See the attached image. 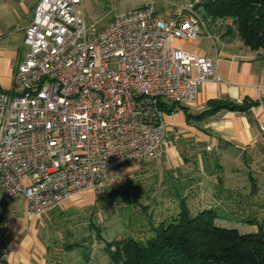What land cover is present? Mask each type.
I'll list each match as a JSON object with an SVG mask.
<instances>
[{"label":"built area","instance_id":"2783aa9c","mask_svg":"<svg viewBox=\"0 0 264 264\" xmlns=\"http://www.w3.org/2000/svg\"><path fill=\"white\" fill-rule=\"evenodd\" d=\"M164 1L159 19L149 0L98 27L83 0H40L24 30L30 51L0 91L5 203L23 198L27 216L42 217L86 191L103 200L124 173L162 155L168 111L184 113L216 69L182 47L205 28L199 1ZM6 232L0 218V263Z\"/></svg>","mask_w":264,"mask_h":264},{"label":"crops","instance_id":"0c3cea01","mask_svg":"<svg viewBox=\"0 0 264 264\" xmlns=\"http://www.w3.org/2000/svg\"><path fill=\"white\" fill-rule=\"evenodd\" d=\"M39 2L0 0L2 91L11 90L16 66L30 51L23 43L24 30ZM222 45L224 48L217 52L196 51L214 60L215 74L200 87L197 99L184 113L175 110L166 115L169 127L161 158L144 162L141 168L146 176L162 165L177 172L193 164L187 170L185 183L188 185L185 184L184 191L199 192L197 196L203 202L200 206L206 209H214L216 203L236 213L235 206L237 210L245 208V197L234 188L223 187V181H217V174L246 175L254 192L260 185L264 186V131L261 129L264 123V52L251 50L243 41L233 47ZM211 101L255 102L258 106L247 111L224 109L202 120L194 119L209 109ZM224 190L226 193L220 194ZM248 197L247 205L251 208L248 213L253 219L244 217L243 213L242 221L253 228L252 232H257L264 227V220L260 222L264 203L254 195ZM3 198L0 184V218L7 224L6 240L10 248L9 260L0 264H45L47 250H42L39 240L29 235L23 220L17 216L15 201L18 199L5 203ZM19 199L25 203L23 198ZM68 201L59 208L68 205Z\"/></svg>","mask_w":264,"mask_h":264},{"label":"rangeland","instance_id":"374dc122","mask_svg":"<svg viewBox=\"0 0 264 264\" xmlns=\"http://www.w3.org/2000/svg\"><path fill=\"white\" fill-rule=\"evenodd\" d=\"M154 1L159 19V14L169 9V4L164 0ZM169 1L180 5L193 0ZM198 1L205 4L210 0ZM148 4L149 0L83 1L87 23L97 24L98 27L107 26L117 15L144 8ZM203 14L202 17L205 16ZM204 23L205 28L197 39L193 43H186L184 50L196 52L210 49L217 52L224 48L223 43L233 47L242 42L232 19L214 21L207 18ZM144 166L132 168L122 175L118 183L110 187L105 199L97 201L92 191H86L70 198L68 205L64 204L42 217H28L24 201L16 200L17 216L23 220L29 235L39 240L42 250H47L45 264H113L107 251L109 243L129 238L147 241L152 235L153 225L179 212L182 199H187L192 215L206 209L200 206L203 202L197 196L199 192L183 189L185 184L188 185V182L185 183L187 170L193 164L177 172L162 165L146 176L141 168ZM248 179L246 175L217 174V181H223V187L234 188L235 192L245 197V208L237 210L235 206L236 213L227 206L214 204L218 214L217 226L235 228L242 234L252 232L253 228L242 221L243 213L244 217H253L248 213L251 209L247 205L250 194L264 203V186L260 185L254 192ZM224 191L220 194L226 193ZM263 220L264 216L260 217V222ZM255 226L258 227V224Z\"/></svg>","mask_w":264,"mask_h":264},{"label":"trees","instance_id":"16d2710c","mask_svg":"<svg viewBox=\"0 0 264 264\" xmlns=\"http://www.w3.org/2000/svg\"><path fill=\"white\" fill-rule=\"evenodd\" d=\"M198 7L204 19H232L244 44L264 52V0L199 1ZM252 106L258 103L211 101L209 109L194 119L202 120L224 109L247 111ZM217 217L215 209L192 215L182 199L179 212L153 225L147 241L124 239L109 243L107 251L113 264H264V227L242 234L235 228L217 226Z\"/></svg>","mask_w":264,"mask_h":264}]
</instances>
